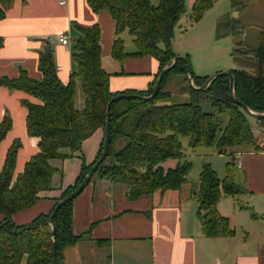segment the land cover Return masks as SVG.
<instances>
[{
    "label": "trees",
    "instance_id": "16d2710c",
    "mask_svg": "<svg viewBox=\"0 0 264 264\" xmlns=\"http://www.w3.org/2000/svg\"><path fill=\"white\" fill-rule=\"evenodd\" d=\"M219 0H196L191 8L194 23L202 20ZM251 0H230L232 14L228 13L217 20L216 39L231 36L236 44L232 50L235 57L249 58L258 63V73L250 75L245 69H233L235 95L251 111L264 113V31L260 45L250 54L240 37L247 26L233 14L247 10ZM13 0H0V22L6 17L7 8ZM92 11L111 13L117 38L111 56L119 62L127 58L151 56L159 61V73L146 91H124L125 94L149 96L153 93L163 70L179 55L173 49L175 31L181 18L187 13V0H87ZM73 28L80 32L74 41L72 58L76 70L68 83H63L57 73L54 46L44 41L39 52L41 79H32L21 67L19 78H0V87L12 91H24L39 103L22 99L27 110L26 129L29 136L37 139L39 152L27 161L23 173L14 180L16 159L21 149L20 140L9 147L4 166L0 172V264H54V249H57L59 264H64L67 248L77 244L89 235L74 233V200L62 207L55 215V238L51 235L50 215L40 214L25 225H17L13 216L37 205L40 200L52 199L56 204L69 196L83 182L86 174L97 163L104 148V140L95 161L89 164L83 153V142L97 130L106 132L107 107L110 99L119 94L113 93L110 78L102 66L101 28L98 24L83 27L73 22ZM128 30L135 45L130 53L120 35ZM0 37V52L4 47ZM252 55V57H251ZM190 62L188 55L186 56ZM189 70L185 61H178L164 77L161 89L153 101L124 98L115 102L110 111L111 141L105 161L93 174L90 183L100 179L127 186L126 197L135 201L144 195H153L158 190H179L187 180L191 164L183 163L182 137H188L191 148L216 147L220 155L229 154L226 176L221 179L210 164L205 163L201 170L198 191L195 193L199 208L197 215L202 229L208 237L231 238L236 231L229 217L221 215L217 205L223 196L237 200L243 189L236 181V152L234 148L253 146L258 152L263 145L256 141L255 126L249 121L248 112L231 97L229 78L221 77L212 82L204 91L190 88V102L169 103L166 91L169 76L184 77L188 81ZM209 76L201 77L194 73L195 86H204ZM83 90L84 106L78 108L76 102L77 85ZM211 102L213 113L203 110L202 103ZM230 112L226 128L222 130L219 116ZM257 124H264V118H254ZM13 126V119L7 114L0 122V142L6 138ZM70 149L71 153L64 150ZM76 157L82 162L76 181L68 187H60L62 193L51 197L56 188L55 175L62 169L52 165L53 160H66ZM177 159L176 167L165 169L163 164ZM55 204V206H56ZM55 208V207H54ZM254 219L259 216L252 213ZM54 239V241H53ZM103 240L96 242L102 246Z\"/></svg>",
    "mask_w": 264,
    "mask_h": 264
},
{
    "label": "crops",
    "instance_id": "0c3cea01",
    "mask_svg": "<svg viewBox=\"0 0 264 264\" xmlns=\"http://www.w3.org/2000/svg\"><path fill=\"white\" fill-rule=\"evenodd\" d=\"M195 1L187 0L190 13L185 15L190 22H193L191 8ZM222 1L226 0L217 1L210 12ZM227 1L228 10L232 13L231 2ZM205 17L194 24H201ZM221 17H216L215 24ZM73 22L83 27L100 26L102 66L106 72L113 74L110 78L113 93L149 89L160 71L159 61L151 56L127 58L123 62L114 59L111 56L117 38L114 19L108 11H92L87 0H13L6 10L5 19L0 22V37L4 40L0 52V78H19L22 67L30 78L41 79L39 52L44 48V41H49L54 46L57 73L64 84L68 83L76 70L72 52L74 41L80 35L73 28ZM123 33L120 38L125 42L126 51L134 52L136 48L132 37L128 38ZM64 34L69 39L67 45L59 41ZM176 36L175 33L173 41ZM176 54L186 56L184 53ZM192 69L201 77L233 70L218 67L212 74L205 75L199 67V72L193 66ZM77 87L76 102L81 109L85 103L83 90L80 84ZM22 99L39 103L37 98L24 91L0 87V122L7 114L13 119L11 130L0 142V172L9 147L15 140H20L14 180L23 173L27 161L39 152L37 139L27 133L28 110L21 104ZM252 125L255 130L257 126L260 128L256 130V141L263 145L262 150L257 152L253 146L232 150L236 152V181L243 194L237 200L223 196L217 205L219 213L230 218L236 231L234 236L212 238L205 234L197 215L196 189L188 178L179 190H158L135 201L126 197V185L97 179L89 183L73 203L74 233H90L67 248L64 264H264V124L259 125L253 120ZM105 134L99 129L83 142V148H88L91 154L88 160L84 153L89 164L95 161ZM64 152L70 154L71 150ZM71 158L78 162L79 176L82 162L76 155L68 157ZM68 159L53 160L52 165L60 168ZM178 163L179 160L170 159L163 167L171 169ZM62 181L58 174L55 175L56 188L49 194L51 197L62 193L58 189L65 187ZM55 204L52 199L40 200L37 205L14 215L13 221L17 225H25L40 214L50 213ZM252 213L259 218L254 219ZM2 219L0 214V222ZM99 240L104 241L102 246L96 245Z\"/></svg>",
    "mask_w": 264,
    "mask_h": 264
},
{
    "label": "rangeland",
    "instance_id": "374dc122",
    "mask_svg": "<svg viewBox=\"0 0 264 264\" xmlns=\"http://www.w3.org/2000/svg\"><path fill=\"white\" fill-rule=\"evenodd\" d=\"M153 4L157 5L159 0H152ZM228 1H222L212 9V11L206 15L201 24H194L187 19L186 15L183 16L181 24L177 25L175 33L177 34L173 49L176 53H184L188 55L191 66L196 69V72L201 69L205 75L212 74L214 69L218 67L230 68V69H245L250 75H256L258 73V63L256 61L246 58H240L233 56L232 50L235 47V40L230 37L224 39H216V24L215 19L219 16H225L229 12ZM247 11L233 15L238 20L243 21V24L247 26L245 35L240 38L244 40L248 53L254 51L262 41V32L264 31V0H251ZM188 11V10H187ZM228 11V12H227ZM187 13H190L189 11ZM232 14V13H231ZM249 24V25H248ZM179 33V34H178ZM128 38V31L124 32ZM182 56V55H180ZM252 57V55H251ZM198 67L200 69H198ZM215 74V73H213ZM212 76V75H211ZM166 91L170 92V96L165 100V104L190 102V84L180 76H169L166 81ZM203 110L207 113H213L214 107L211 102L202 103ZM222 130L226 128L230 119V112L219 116ZM249 121L253 124L254 117L248 116ZM260 129L258 126L256 130ZM181 143H183V163L189 162L191 168L188 171L187 176L190 183L194 184L196 191L199 189L198 184L200 180L201 170L205 163L210 164L211 167L217 171L218 176L223 179L226 176V164L228 163L230 156L220 155L216 147H199L191 148L188 137H182ZM84 149V148H83ZM88 160L91 158V154L88 148L83 150ZM78 162L76 159H68L61 165L62 174L60 178L68 186L76 180L78 177L77 172ZM241 206H243L241 204Z\"/></svg>",
    "mask_w": 264,
    "mask_h": 264
},
{
    "label": "water",
    "instance_id": "95a60500",
    "mask_svg": "<svg viewBox=\"0 0 264 264\" xmlns=\"http://www.w3.org/2000/svg\"><path fill=\"white\" fill-rule=\"evenodd\" d=\"M185 61L186 64H187V69L189 70V74H188V83L190 84L191 88L195 91H204L206 90L211 84L213 81H215L216 79L218 78H221V77H228L229 80H230V83H231V87H230V91H231V97L234 99V101L240 105L241 107H243V109L248 112V114H250L252 117L254 118H264V113H259V112H253L251 111L245 104L241 103L238 98L236 97L235 95V90H234V87H235V83H234V77L233 75L229 72V71H226V72H220V73H216V74H213L211 77H209L206 82L204 83L205 85L204 86H201V87H196L195 84L193 83V77H194V70L192 69V66H191V63L189 62V60L187 59L186 56L182 55V56H178L176 57L173 62L171 64H169L164 70L163 72L160 74L157 82L155 83V88H154V91L151 95L149 96H142V95H134V94H119V95H116L115 97H113L112 99H110V102L108 104V107H107V114L106 116H108L107 118V125H106V134H105V138H104V148H103V152L101 154V156L97 159V163L92 167V169L86 174L87 176L85 177V179L83 180V182L78 186V188L75 189V191H73L71 194H69L68 197H66L65 199L59 201L53 212L51 213L50 215V224L52 226V232H51V235L53 236V238H55V232H56V223H55V215L57 214V212L64 206H66V204H68L70 201L74 200L75 198H77L78 196H80L85 187L90 183L91 179L93 178V174L97 171V168L100 166V164H102L106 158V156L108 155L109 153V150H110V141H111V134H112V130H111V116H110V111H111V107L112 105L119 101V100H122L124 98H132V99H141V100H144V101H153L154 98L157 96V94L159 93L160 89H161V83H162V80L164 79V77L168 74V72L171 71L172 68H174V66L176 65V63L178 61ZM264 67V65H263ZM256 130L254 129V134H255V138H256ZM258 138V137H257ZM257 140V139H256ZM54 241V239H53ZM53 249H54V264H59L58 263V259H57V249L55 248V244L53 243Z\"/></svg>",
    "mask_w": 264,
    "mask_h": 264
},
{
    "label": "built area",
    "instance_id": "2783aa9c",
    "mask_svg": "<svg viewBox=\"0 0 264 264\" xmlns=\"http://www.w3.org/2000/svg\"><path fill=\"white\" fill-rule=\"evenodd\" d=\"M59 41H60L61 44H63V45L66 44L67 45L69 43L68 36L66 34L61 35L59 37Z\"/></svg>",
    "mask_w": 264,
    "mask_h": 264
}]
</instances>
